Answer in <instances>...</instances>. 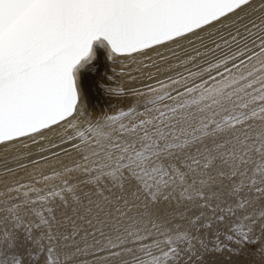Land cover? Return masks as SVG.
<instances>
[{"label": "snow or ice", "instance_id": "1", "mask_svg": "<svg viewBox=\"0 0 264 264\" xmlns=\"http://www.w3.org/2000/svg\"><path fill=\"white\" fill-rule=\"evenodd\" d=\"M98 48L164 79L93 116ZM53 136L78 159L45 173ZM0 148V264H207L203 229L264 264V0H0Z\"/></svg>", "mask_w": 264, "mask_h": 264}, {"label": "bare ground", "instance_id": "2", "mask_svg": "<svg viewBox=\"0 0 264 264\" xmlns=\"http://www.w3.org/2000/svg\"><path fill=\"white\" fill-rule=\"evenodd\" d=\"M207 43V41H205ZM211 47V45H208ZM188 54L194 55L191 51V47L187 46ZM199 47V45H198ZM203 51V48H200ZM163 51V49H160ZM225 51H227L225 49ZM149 55H153L149 53ZM216 56H220V52L216 53ZM182 58H186L184 54H181ZM155 58V57H154ZM207 60L215 62L212 55L206 57ZM171 63H177V61L172 60ZM148 60H144L142 56H118L112 59H109L106 50L103 48H98L96 50V56L92 62L85 68V70L80 75V89H81V103L82 106L91 113L93 116H99L102 114H113L115 111L121 108H126L131 106L136 101V97L132 95V89H137L142 86L143 83H151L153 86L158 87L155 84V80H148L149 74H154L159 79H164L162 74L156 72L154 67L144 68V64H150ZM94 77L99 75L98 80L91 81L92 78L89 76V72L94 69ZM206 67L207 65H202ZM161 70L167 69V64L160 65ZM191 68V65H188ZM139 69V70H138ZM102 71V74L100 73ZM194 71L196 69H193ZM177 71L183 72V69H177ZM206 78V77H205ZM107 89H114L117 92L123 90L124 95H110ZM53 142L57 147L53 148L50 146L48 141L42 142V146L45 149L43 155L48 157L46 162L41 161V169L45 173H48L53 167L60 168L63 165L68 167L73 166V160L78 159L76 154L71 151L70 144L61 145L59 140L54 136L52 137ZM38 146H33L32 157L38 159L40 153L37 151ZM62 148L68 149L69 154H65L61 151ZM52 152L58 153V155L53 158L51 156ZM15 153L14 149H9L5 152L0 148V179L9 178L7 174L4 173L5 165L15 168L16 160L13 159ZM21 162L27 163V158L21 157ZM32 166H29L27 170L17 169L18 175H24L25 171H31ZM91 190L90 185H80L77 189L78 193ZM58 203V201H57ZM67 211V210H65ZM57 219H60L63 215V212H56ZM70 215V212H69ZM230 227V225L222 226L220 230L221 238L223 237L224 229ZM217 232L215 229H203L201 233V238L204 241V246L208 249V253L205 257L207 264H245V261L248 260L247 252L242 250L239 247H231L224 251L217 252L215 251V246ZM225 243H227L225 241ZM31 251V249H30ZM242 251V256L244 258L239 259L238 252ZM91 260V256L88 257H78L77 259Z\"/></svg>", "mask_w": 264, "mask_h": 264}, {"label": "rangeland", "instance_id": "3", "mask_svg": "<svg viewBox=\"0 0 264 264\" xmlns=\"http://www.w3.org/2000/svg\"><path fill=\"white\" fill-rule=\"evenodd\" d=\"M96 68H97V66H95L94 69L91 70V71L89 72V76H90V78H92V79H91L92 82L98 80V78H99V75H97L95 78H93L94 75H95V74H94V70H95ZM221 71H222V69H221ZM100 73L102 74V71H101V70H100ZM242 254H243L242 251H239V252H238L239 259H241V260L244 258V256H242Z\"/></svg>", "mask_w": 264, "mask_h": 264}]
</instances>
